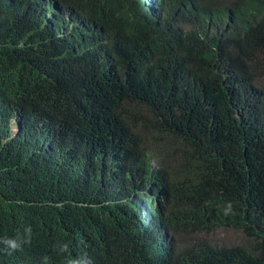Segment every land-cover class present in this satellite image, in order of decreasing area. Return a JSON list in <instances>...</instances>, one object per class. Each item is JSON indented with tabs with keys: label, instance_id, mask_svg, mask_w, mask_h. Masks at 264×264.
Listing matches in <instances>:
<instances>
[{
	"label": "trees",
	"instance_id": "trees-1",
	"mask_svg": "<svg viewBox=\"0 0 264 264\" xmlns=\"http://www.w3.org/2000/svg\"><path fill=\"white\" fill-rule=\"evenodd\" d=\"M26 1L0 0V241L20 243L0 242V264H264L255 38L228 61L233 86L212 77L196 90L187 79L166 96L158 73L173 65L158 58L152 78L141 73L145 102L133 105L118 85L130 52L112 47L132 32L117 0H74L111 32V85L99 64L71 62L81 46L72 28H51ZM252 1L235 0L243 14ZM249 21L264 43V18ZM222 230L243 237L228 245L213 236Z\"/></svg>",
	"mask_w": 264,
	"mask_h": 264
},
{
	"label": "clouds",
	"instance_id": "clouds-1",
	"mask_svg": "<svg viewBox=\"0 0 264 264\" xmlns=\"http://www.w3.org/2000/svg\"><path fill=\"white\" fill-rule=\"evenodd\" d=\"M117 2L132 32L120 38L122 41L112 44V47L130 52L118 85L123 96L132 94L133 105L145 102L147 95L141 90V73L152 78L156 67L154 61L158 58H169L173 65L171 73H158L159 86L168 96L175 95L187 79L188 87L194 86L193 89L196 90H202L207 79L212 77L216 80L226 79L225 84L231 87L236 81V75L228 61L234 57L235 52L250 46L253 38L261 45V49L264 48V43L254 36L256 25L249 21V17L264 18V0H253V10L248 8L244 14L243 8L235 0ZM26 4L45 11L47 19L52 22L51 28H72L73 33L77 34L75 42L81 46L79 51L69 56L71 62L82 65L84 61L89 65L95 62V66L99 64V71L110 78V85L117 83L116 61L103 51L108 46L102 47L109 43L111 32L100 20L84 17L75 8L74 0H27ZM241 14L243 15L240 16ZM94 38H97V43H93ZM71 43L72 41L67 42L70 46ZM86 51L87 57L83 55ZM222 61H227L224 66H220ZM124 87H127L128 94ZM0 242L13 251L20 248V243L13 238ZM69 264L84 262L70 260Z\"/></svg>",
	"mask_w": 264,
	"mask_h": 264
},
{
	"label": "rangeland",
	"instance_id": "rangeland-1",
	"mask_svg": "<svg viewBox=\"0 0 264 264\" xmlns=\"http://www.w3.org/2000/svg\"><path fill=\"white\" fill-rule=\"evenodd\" d=\"M264 67V66H262ZM216 239L219 241H226L228 242V245H233L236 242H239L240 239H242V234L236 233L233 230H222L214 233L213 235Z\"/></svg>",
	"mask_w": 264,
	"mask_h": 264
}]
</instances>
